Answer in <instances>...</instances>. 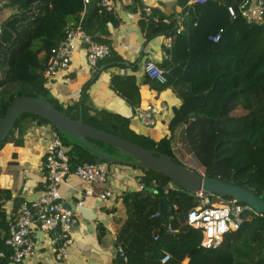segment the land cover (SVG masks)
Segmentation results:
<instances>
[{
	"label": "trees",
	"instance_id": "obj_1",
	"mask_svg": "<svg viewBox=\"0 0 264 264\" xmlns=\"http://www.w3.org/2000/svg\"><path fill=\"white\" fill-rule=\"evenodd\" d=\"M239 1H180V31L175 21H162L172 15L142 13L138 26L146 42L158 35L172 39L169 58L161 60L166 82L159 84L146 75L142 82L159 92L170 89L180 99L178 105L170 107L168 133L154 139L132 130L129 119L117 112L83 106L84 88L76 101L64 107L46 86L43 71L67 28L80 22L92 39L109 46L110 27L118 24L114 13L100 7L98 0H91L86 7L83 0H35L28 5L25 0H12L15 10L0 26V119L13 99L37 96L72 118L81 117L90 126L164 154L178 165L245 187L264 198V21L250 24L238 14L231 17L227 7ZM220 29V38L211 41L209 36ZM39 45L41 50L37 51ZM98 64L125 66L111 50ZM130 66L136 67L135 63ZM111 87L131 107L139 105L134 73L112 75ZM23 115L49 123L39 116ZM8 138L9 134L5 141ZM61 138L65 145H71L67 151L71 171L85 162L104 161L75 138L73 142ZM97 144L102 151L113 148ZM140 168L147 187L153 186L152 180L156 183L152 191L137 189L123 194L126 217L115 218L116 245L123 248L126 260L117 253L114 264H162L160 259L167 253L172 260L166 264H179L186 257L187 264H264V213L248 212L240 227L218 246L204 248L199 232L187 225L184 215L198 199L174 191L164 193L170 179ZM160 198L169 206L179 204L176 219L154 216ZM169 224L172 233L166 231ZM6 231L0 201V249ZM156 233L159 238L154 240ZM0 264H8V260L0 258Z\"/></svg>",
	"mask_w": 264,
	"mask_h": 264
},
{
	"label": "crops",
	"instance_id": "obj_2",
	"mask_svg": "<svg viewBox=\"0 0 264 264\" xmlns=\"http://www.w3.org/2000/svg\"><path fill=\"white\" fill-rule=\"evenodd\" d=\"M113 1L118 24L110 27L107 39L110 50L123 60L125 66L106 67L103 64L99 66L98 63L96 67L90 66L86 60V51L80 47L74 53L69 69L47 80L46 86L51 95L64 107L76 101L81 89L84 88L83 106L117 112L129 119V126L135 132L159 139L168 133L167 120L170 107L178 105L180 99L170 89L159 92L142 82L145 75L144 60L153 59L161 66L162 42L165 37L158 35L146 42L138 21L143 12L156 11L170 16L181 12L182 0ZM9 4L0 7V26L14 11ZM40 50L41 45L37 48V51ZM42 57L43 53L39 52V58ZM133 63L136 65L135 68L130 66ZM116 73L136 75L140 94L138 106L151 102L168 104L169 110L157 118L154 126L146 127L141 124L134 115V107L112 89L111 77ZM49 125L50 123L38 122L30 115H23L12 128L9 138L0 146V201L7 220L16 214L22 200L36 198L43 190V181L47 175L43 153ZM73 141V137L71 140L69 138V142ZM65 146L67 150L71 147V145ZM111 155L122 157L121 153L115 151ZM139 174L144 175L139 166L119 163H108L109 176L103 183L92 184L82 181L74 174V170L66 173L59 186L61 201L66 208L75 211L79 222L70 231L72 244L67 258L58 263L49 251L42 249L39 263L114 264L117 255L115 218L126 217L122 197L125 192L137 190L135 178ZM87 188L92 189L91 195L84 193ZM107 188L113 192V195L107 201H103L99 198V193ZM78 201H82V205H78ZM78 207L89 209L93 217L86 218L77 211ZM33 263L34 261L29 260L22 264Z\"/></svg>",
	"mask_w": 264,
	"mask_h": 264
},
{
	"label": "built area",
	"instance_id": "obj_3",
	"mask_svg": "<svg viewBox=\"0 0 264 264\" xmlns=\"http://www.w3.org/2000/svg\"><path fill=\"white\" fill-rule=\"evenodd\" d=\"M12 0H0V7L7 5ZM91 0H83L86 7ZM207 0H187V3H203ZM98 5L108 12L114 13L115 4L113 0H98ZM229 15L241 16L246 23L261 24L264 21V0H240L236 5L227 7ZM149 12V11H148ZM83 12L81 13V17ZM154 20L157 18L154 17ZM180 11L171 17L165 16L163 22L175 21L177 31L182 29ZM222 29L216 34L209 36L211 41L220 38ZM172 39L167 36L162 42L161 58H169L168 50L171 48ZM82 47L86 51V60L90 66L96 67L99 60L109 56L110 48L107 44L99 43L92 39L81 27L80 22L73 24L65 31L63 39L51 50L43 76L47 80L56 77L62 71H67L71 66L74 53ZM144 74L150 79L163 84L166 82V70L153 59H146L143 62ZM169 110L165 102L147 103L134 107L135 117L146 127H152L157 123V118L164 115ZM61 135L53 125H49L48 137L44 147L43 159L47 170V175L43 181V190L33 199H24L20 202L16 214L7 220L6 236L0 249V258L8 260V264H22L32 260L33 264H40L41 250L49 251L53 257L59 261L68 256L69 248L72 244L70 231L79 220L75 216V211L66 208L61 201L59 186L66 173L70 171V163L67 155V147L62 141ZM74 174L82 181L92 184L103 183L108 179V162H85L79 164L74 169ZM143 174L136 176L137 189H153L152 185L147 187ZM174 191L177 194L193 196L198 199V203L191 206L184 212L187 225L195 229L200 235V245L204 248L218 246L231 233L235 232L243 220L247 218L248 212L256 213L248 204L237 202L229 198L225 202L211 200L214 194H204L201 191L191 193L173 182L169 181L164 187V193ZM86 195L92 194V189H85ZM113 192L104 189L99 193V198L107 201ZM82 205V201H78ZM179 204L173 202L169 206L167 218L172 221L179 215ZM161 214L156 211L154 216ZM167 232H174L169 224ZM159 238L156 233L154 240ZM116 251L124 260L126 255L120 245H116ZM172 260L169 253L164 254L160 262L166 264ZM187 258L179 264H187Z\"/></svg>",
	"mask_w": 264,
	"mask_h": 264
},
{
	"label": "water",
	"instance_id": "obj_4",
	"mask_svg": "<svg viewBox=\"0 0 264 264\" xmlns=\"http://www.w3.org/2000/svg\"><path fill=\"white\" fill-rule=\"evenodd\" d=\"M34 1L25 0V4ZM23 114H31L47 120L60 134L66 133L75 138L79 145L88 148L99 159L110 163L143 167L166 176L175 185L191 193L201 191L218 197L229 196L237 202L248 204L258 214L264 213V198L258 197L251 190L178 165L164 154L90 126L84 123L81 117L72 118L47 100L37 96H19L11 101L0 119V146L12 130L15 121ZM96 142L120 151L122 157L103 152ZM158 208L162 216L166 217L169 205L164 198H160ZM77 211L86 218L93 217L91 211L85 207H78Z\"/></svg>",
	"mask_w": 264,
	"mask_h": 264
},
{
	"label": "rangeland",
	"instance_id": "obj_5",
	"mask_svg": "<svg viewBox=\"0 0 264 264\" xmlns=\"http://www.w3.org/2000/svg\"><path fill=\"white\" fill-rule=\"evenodd\" d=\"M14 10H15V7H14V5L13 4H9ZM61 136H63V138H65L68 142H69V138H70V140L72 139V137L70 136V135H68V134H66V133H64V134H62ZM112 150H108L106 147L103 149V151H105V152H108V153H113L114 154V151L115 152H117L118 154H120L119 153V151L118 150H116V149H114V148H111ZM210 198H211V200L213 201V200H219L220 202H225L226 200H229V196H224V197H218L217 195H212V196H210Z\"/></svg>",
	"mask_w": 264,
	"mask_h": 264
}]
</instances>
